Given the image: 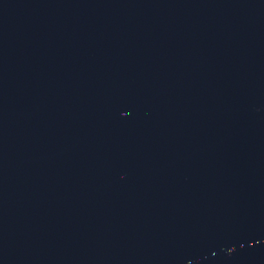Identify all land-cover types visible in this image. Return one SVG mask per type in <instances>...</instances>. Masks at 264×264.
I'll return each mask as SVG.
<instances>
[{
  "label": "water",
  "instance_id": "water-1",
  "mask_svg": "<svg viewBox=\"0 0 264 264\" xmlns=\"http://www.w3.org/2000/svg\"><path fill=\"white\" fill-rule=\"evenodd\" d=\"M0 264H264V0H0Z\"/></svg>",
  "mask_w": 264,
  "mask_h": 264
}]
</instances>
